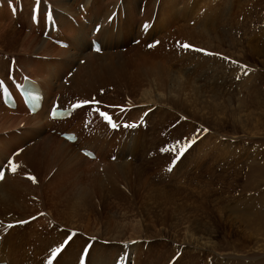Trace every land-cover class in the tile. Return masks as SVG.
I'll list each match as a JSON object with an SVG mask.
<instances>
[{
  "label": "bare ground",
  "instance_id": "obj_1",
  "mask_svg": "<svg viewBox=\"0 0 264 264\" xmlns=\"http://www.w3.org/2000/svg\"><path fill=\"white\" fill-rule=\"evenodd\" d=\"M223 1L217 0L216 3L222 7ZM11 4L12 6H10V0H0V80L3 79L8 83V86L14 87L16 84H21L24 74H28L31 78L39 80L44 101L40 111L29 114L20 101L17 102L15 110L5 106L0 94V169H3L5 173L4 178L0 179V260L5 261L6 264H49L53 258L52 251L59 247L61 251L55 260L51 261V264H82V261L83 264H167L170 261V256L174 254V249L178 250L175 243H171L172 245L168 247H162L161 244H157V239L155 241L147 240L155 236L165 235L169 241L178 242L177 244L180 246L184 245L181 255H178L176 260L174 259L173 264H198L199 260H197L196 254L198 256L203 254L199 245L203 241L198 243L197 238L204 236V234L197 233L198 228L195 231L188 230L184 234V237L188 236L187 238L168 235L158 227V219H152L154 215L148 211L147 216L149 218L145 217L142 224L136 222V226L130 234L135 238V233L137 234L139 230H142L141 232L147 238V248H144L145 241L141 242V240H131L130 238L128 241L125 237L130 236L127 234L123 236L124 238L121 237L124 230L120 229L115 233L109 232L114 220L111 217V212L106 209L108 204H104L102 214L104 213L105 216L102 221L101 212H98L97 217L93 211L90 212L96 203H93V194L89 197L90 193L85 191L87 186L84 187L82 181V178L84 180L85 176H90L93 173V168L97 169L99 162L101 163L98 165L104 166L103 169L107 171L109 177L114 173L118 176H126L128 171L136 166L131 162L135 157L142 158L144 155L148 158V152L144 154L143 152L139 153V151L144 149L145 143L143 141L146 139V131L142 129L141 124L144 120L142 115L150 108L141 112L138 102H157L159 106L155 109L159 110L166 118L167 114L173 112L171 109L176 112L180 111V107L175 103L179 98L182 102L184 92L188 87H195L197 81L190 77L192 74L188 72V69L196 73V69L202 67V61L199 62L198 54L193 56V52H186L187 55L183 54L185 52L182 53L181 46L178 49L180 38L172 35L167 28L173 18L180 25H183L181 16L179 20L180 11L177 10L180 0H41L35 14L34 0H11ZM191 8L193 9V7H188L194 15V23L192 24H195L194 27L199 30L205 31L206 26L199 22L198 14L191 11ZM4 9L7 11L3 12ZM199 10L201 12V9ZM154 12H156L155 17L158 21L155 20L150 23ZM16 24L18 27H15ZM145 25L147 28L144 27ZM94 26H98L97 31L93 29ZM157 31H160V35L166 32L160 38L159 45L150 50L148 42L153 39V32ZM181 31L184 32V29ZM218 37L219 34L215 33L212 38L206 40V43L216 41L221 45L223 41L217 39ZM91 38L99 40L100 52H95L92 49ZM169 39H172L170 51L169 42L166 43ZM227 39L233 46L222 45L228 46V50L237 49L235 46L238 45L239 40H236L234 36ZM61 41H65L66 46H61ZM240 47L243 48V45H239L238 49ZM178 50L181 54L178 59L186 57L183 63L185 67H167L165 61H172L173 58L167 56L173 54L172 56L176 57L175 54ZM252 53L258 54L256 50H252ZM7 55L10 58H7ZM160 55H163V59L158 58ZM24 56H26V60ZM194 57L197 62L191 70L190 64L193 65ZM149 69H165L167 73L151 77L147 72ZM60 79H63V82H60ZM219 84L221 85V83ZM214 85L216 86L213 82L212 86ZM216 89L219 90L220 87L216 86ZM141 93L142 97H138ZM56 96H58L61 106H69L71 103L83 101H89L90 105L87 104L76 109L71 117L64 121H51L48 119L47 111ZM208 98L210 101L214 98L217 99L215 107L223 108L222 105L226 106L225 101L222 100V93L221 97L218 94L214 96L208 94ZM114 99L126 107H135L136 111L134 117L137 119H134L131 128H127V131L132 132H127L126 138L123 140L120 137L122 134L119 135L118 132H111L109 136L107 130L113 126L104 121L103 117H99L100 112H108L104 103L110 106ZM164 105H169L172 108L169 110ZM92 108L98 110V113L93 112ZM181 111L187 116L183 110ZM112 112L109 111L108 113L112 114V121L116 124L117 117ZM85 113H88V116ZM83 116L85 120L82 119ZM188 117L189 120L194 121V118L189 115ZM141 118V123L137 124ZM52 129L55 131H75L78 139L74 143H69L58 136L56 132L50 133ZM192 131H194L193 127L186 133H192ZM85 136L88 139H84ZM111 136L114 139L119 136L118 141L121 143V149L115 154L114 161L106 160L104 158L106 151H103L106 146L116 147V144L112 143L113 138ZM96 143H100L98 144L101 145L100 149ZM199 145L201 146L200 143ZM199 145L198 148H200ZM20 147L23 149L18 151ZM82 148H90L95 151L96 158L93 160H98L96 165L90 161L92 159H88L80 153ZM193 149L195 150V145ZM171 153L173 154V152ZM157 154V156H151V159L158 157L159 153ZM9 160L18 165L15 173L11 171V165L7 163ZM140 160L142 169L137 167L135 176L141 182L140 178L145 171L143 169L147 167L145 164H149L151 161L145 162L143 158ZM155 160L158 161V159ZM58 161L61 162L60 167L57 164ZM52 169L54 171L49 176L48 173ZM74 169L75 173L77 172V174L73 173L75 176L72 174ZM102 173L104 172L102 171ZM93 175L96 185L100 186L107 183L106 179L101 177L100 171L97 175L95 173ZM114 176L116 175L111 177L112 180ZM29 177H34L35 180ZM75 177H79V183ZM45 179H47L46 182ZM59 180L64 182L57 188L60 184ZM107 180L109 181V179ZM143 181L148 187L144 193H141L145 196V199L142 198V204L148 209H151L155 197L160 199L167 195L170 196L167 193L168 190L159 187V185L156 186L147 177ZM43 182L46 183V186ZM73 182L78 188L72 193H66L68 190L65 191V189L69 188ZM144 183L142 184L145 185ZM137 184L140 185L141 183L138 182ZM143 185L140 186L143 187ZM95 186L93 188H96ZM134 189L136 190L137 187ZM42 190H49V193H44ZM99 191L100 193H97L99 198L101 199L102 195L105 199L104 192L101 193L100 188ZM115 193H119L115 198L122 200L119 207L124 204L132 206L133 203L129 195L127 196L120 191ZM77 211L79 216L80 213H83V216L75 220L74 214ZM56 220L64 226L59 225L60 223L58 224ZM91 220H93V224ZM100 223L101 227L104 223V229H100ZM10 224L13 225L12 228L8 227ZM81 228L104 237L99 242H91L87 239L89 237H86L89 235L85 233L86 236H81L79 234ZM44 230L47 235H44ZM70 233H74V235L68 239ZM45 236L46 241L44 240ZM212 238L210 232L206 239L208 248L215 246L214 243H211L213 242ZM66 239L67 243L65 244ZM82 239L88 243V247L74 245L81 244ZM112 239H116L115 242ZM216 254L213 252L210 257L213 256L214 260L227 257V255L222 254L219 258Z\"/></svg>",
  "mask_w": 264,
  "mask_h": 264
},
{
  "label": "rangeland",
  "instance_id": "obj_2",
  "mask_svg": "<svg viewBox=\"0 0 264 264\" xmlns=\"http://www.w3.org/2000/svg\"><path fill=\"white\" fill-rule=\"evenodd\" d=\"M216 1L180 0L177 10L180 11L179 20L181 16L183 25H180L175 18L167 25L168 30L171 31L170 33L180 38V40H178L180 41L179 46L177 45L178 49L181 46V51L182 53L185 52L183 53L185 55H187L186 52H193V56L198 54V61H202V67L196 69V73L188 69V72L192 74L190 77L195 78L197 83L195 85L194 81L195 87H188L185 90L182 102L180 98L177 100L174 96L177 100L175 105L180 107L179 112L172 110V107L169 105H164L169 110L171 109V111H173L164 118L160 111L155 109L159 106L157 102H138L141 112L150 108L142 115L144 120L142 121L141 118V120L137 122V124H140L142 121V129L146 131V139L143 141L145 147L139 151V153L143 152L146 154L148 152V158L144 155L142 158L145 162L151 161V163H149L150 165L145 164L147 167L143 169V171H145L140 178L141 182L139 179L137 180V176H135L136 168L142 169V163L140 162L142 158L139 156L131 161L134 166H136L128 171L127 175L129 178L127 175L118 176L114 173L113 175L116 176H114L112 180L111 177H113V175L109 177L107 171L103 169L104 166L98 165L101 162L98 163V160H90L94 162L95 165L98 163L97 169L93 168V173H91L90 176H85L84 180L82 178V181L84 182V187L87 186L85 191L90 193L89 197L93 194V203H96V205L91 208L90 212L93 211L96 217L98 216V212H101V221L104 220L105 216L104 213L102 214V211H104V204H108V208L106 209L111 212V217L114 222H116H113L110 227V233H115L117 230L121 229L124 230L121 237L126 236L125 234L130 236L136 226V222L142 224V220H145V217L149 218L147 216V212L149 211L154 215L152 219H158V227L168 235L184 237V234H186L188 230L195 231L197 228L198 234H204L202 238H197L198 243L202 241L205 243H201L202 245L199 244L203 254H200V256L196 254L198 257L197 260L200 262H198V264H264V0H224V5L222 7H220ZM188 7H193L191 11H195L196 14H198V19H200L199 22L206 26L205 31H201L197 27H194L195 24H192L194 23V15L189 11ZM199 9H201V12ZM5 11L7 10L4 9L3 12ZM152 16L154 21L156 20L157 22L158 20L155 17L156 12H154ZM1 21L6 22L3 20ZM15 27H18L17 24ZM181 29H184V32H182ZM19 30L24 32L21 29ZM153 33L152 37L154 40L151 39L148 43L149 45L155 46L149 47L150 50L159 45V43L157 44L156 42H161L160 38L164 35V33L160 35V31ZM215 33L219 34L217 39L222 40V44L230 47L233 46L227 38L234 36L236 40H239L238 45L235 47L238 49L239 45H243V48L240 47V49H238L239 51L235 48L228 50V46L220 45L216 41L206 43V40L212 38V35ZM171 41L172 39H169L167 42L165 40L166 43L169 42V51ZM182 44H188L191 47L185 49ZM195 49H203L205 51H196ZM252 50H256L258 54L252 53ZM163 55H160L158 58L163 59ZM172 55L167 56L173 57L172 61H165L167 67H185L183 63L186 57L178 59V57L181 56L180 50L175 54L176 57ZM6 57L10 58L8 55ZM225 57L227 59H224ZM24 59L26 60V56H24ZM196 62L197 59L194 57L193 65L190 64L191 70ZM147 72L151 77H157L167 73L165 69H149ZM60 82H63V79H60ZM213 82L216 86L220 87L219 90L216 89L215 85L212 86ZM255 82L259 84L257 85ZM219 83H221V85ZM221 93L222 100L225 101L224 104H226V106L221 104L223 108L215 107L217 99L214 98V100L210 101L208 94L209 96L218 94V96L221 97ZM185 94L187 95L185 96ZM141 95L142 93L139 94L138 97H142ZM112 102L113 103L110 104L111 107L109 104L104 103L107 107L106 110L108 109V112H117L123 119V123L119 121L121 122L120 130L112 129L107 132L109 136L111 132H118L119 135L122 134L120 137L121 140H123L126 138L127 132H132L127 131L125 125L132 124L133 126L134 119H137V117H134L136 113L135 107H126L117 99H114ZM119 106L123 107V109L118 108ZM181 110H183L187 116H185ZM188 115L194 118V121L189 120L190 118ZM82 119L85 120L84 116ZM191 127H193L194 131H192V133H186L191 130ZM205 129L207 131H205ZM53 130L54 129L50 130V133H55ZM111 137L113 138V141H111L116 144V147L106 146L103 148V151H106L104 153V158L106 160L114 161L112 159L121 149V143L118 141L120 139L119 136L115 137L117 141L113 136ZM86 138L85 136L84 139ZM191 140H195V143H192L180 160L173 165V160L176 153L179 152L180 147ZM178 141L180 142L179 144L177 143ZM98 144L100 143H96L97 147L100 146V149L101 145ZM117 145H119L118 148ZM194 145L195 150L193 149ZM198 145L200 148H198ZM161 149H167V151H161ZM170 151L173 152V154ZM157 153H159V156L156 158L152 157L151 159V156H157ZM128 159L130 160V157ZM155 159H158V161ZM144 161L143 163H145ZM57 164L60 167L61 162L58 161ZM158 167L160 168L157 169ZM169 168H172V170L169 171ZM53 171L54 169H52L48 175L50 176ZM99 171L101 177L103 176L107 182L100 186L96 185L93 179V174L95 173V175H97ZM102 171L104 173H102ZM73 173H75V169L72 174ZM75 174H77V172ZM75 174L73 175L75 176ZM104 174H107V176ZM73 175H71L72 178H74ZM145 176L149 181L152 180L151 182L156 186L159 185V187L168 190L167 193L170 194L169 197L167 195L160 199L155 197L152 202L153 205L151 204V209H148L142 204V198L145 196L141 193H144V190L148 187L143 181L146 179ZM122 178L124 182L121 181ZM126 178L127 180H125ZM77 179L79 183V177H75V180ZM107 179H109V181ZM46 181L47 179H45V182ZM45 182H43V184ZM58 182L60 184L57 188H59L64 181L59 180ZM138 182L141 183V186L143 185L142 183L145 185L141 187L137 184ZM93 186L96 188H93ZM54 187H56L55 184ZM123 187L124 189H122ZM135 187H137V191L134 189ZM77 188L73 182L65 191L68 190L66 193H72V191ZM99 188L101 193L104 192L106 196L105 199H103L102 195L101 199L99 198V194H97L100 193ZM114 189L116 190L114 191ZM119 191L127 196L129 195L133 203L132 206L130 204H124L119 207L122 200H117L115 198L119 194L115 192ZM42 192L49 193V190H42ZM77 213L78 211L74 214L76 216L75 220L83 216V213H80V216ZM50 218L49 215V219ZM91 222L93 224V220H91ZM57 223L59 224L60 222L57 221ZM59 225L62 227L64 226L61 223ZM102 226L103 227H101L100 223V229L105 228L104 223ZM141 231L142 230H139L137 234L135 233V238L132 236L125 238L126 240L130 238L131 240L136 239L138 241L141 240V242L145 241L143 245L144 248H147V238ZM91 232L92 231L83 230L82 228L79 230L81 236L89 235L86 237H91L90 239L87 238L91 242H99L104 237L99 236L100 234L98 233L97 235L95 232ZM210 232L214 238H212L213 242L211 243L215 244L212 248H210L209 244V248L206 246L208 243L206 239ZM44 235H47L46 231ZM73 235L74 233H70L69 237L72 238ZM140 235L141 237H139ZM187 237L188 236L184 238ZM84 239H82L83 241L81 244L74 245L88 247V243ZM156 239L157 244H161L162 247H168L175 243V247L178 249H174V254L170 256L171 262L169 261L167 264H171L179 257L178 255H181L184 245L180 246L177 244L178 242L169 241V238L165 235L155 236L147 240L155 241ZM44 240L46 241V236ZM112 240L115 242L116 239ZM119 240L121 241V239ZM202 247L205 248L202 249ZM213 252L217 253L216 255L218 257L222 254L227 255V257L223 259L219 257L220 259L214 260L213 256L210 257ZM55 258H51V261H54Z\"/></svg>",
  "mask_w": 264,
  "mask_h": 264
},
{
  "label": "snow or ice",
  "instance_id": "obj_3",
  "mask_svg": "<svg viewBox=\"0 0 264 264\" xmlns=\"http://www.w3.org/2000/svg\"><path fill=\"white\" fill-rule=\"evenodd\" d=\"M40 3H41V0H34V14H35L36 11H38V6H39ZM10 6H12V4H11V0H10ZM13 10L15 11V8H14V7H13ZM144 27L147 28V25H145ZM156 43L158 44L159 42L157 41ZM153 46H155V45H149V47H153ZM183 47H184L185 49H188V48H190L191 46L188 45V44H184ZM95 50L99 52V51H100V48L97 47ZM195 50H196V51H205V50H203V49H195ZM209 54H210V53H209ZM210 55H211V54H210ZM224 59H227V58L225 57ZM238 79H239V77H238ZM88 103H89L88 101H84L83 103H78V104H76L74 107H75V108H80V107H83L84 105H87ZM99 115H100L101 117L105 118V119L108 121V123L111 124L113 127L116 126L115 123L112 121L111 117H110L107 113H105V112H100ZM125 126H126V127H131L132 125H125ZM205 131H207V130L205 129ZM177 143L179 144L180 142L178 141ZM192 143H195V140H191V141H189L187 144L182 145V146L180 147L179 152L176 153L175 158H174V160H173V165H175V163H177V162L180 160V158L184 155V152L187 150L188 147L191 146ZM161 151H167V149H161ZM87 155H92V154L88 153ZM7 163H8L9 165H11V171H12L13 173H15L16 170H17L18 165H16L12 160H9ZM168 170L171 171L172 168H169ZM4 175H5L4 171H0V179H3V178H4ZM29 178L35 180L34 177H29ZM8 227H9V228H12L13 225L10 224V225H8ZM68 239H70V237H69ZM66 243H67V239H66V241H65V244H66ZM60 251H61V248H59V247L56 248V249H54V250L52 251V257L55 258V257L57 256V254H58ZM49 264H51V261H49Z\"/></svg>",
  "mask_w": 264,
  "mask_h": 264
}]
</instances>
